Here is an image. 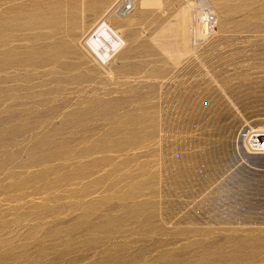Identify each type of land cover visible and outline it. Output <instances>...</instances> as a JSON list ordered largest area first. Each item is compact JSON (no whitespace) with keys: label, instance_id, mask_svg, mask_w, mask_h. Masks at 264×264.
Segmentation results:
<instances>
[{"label":"rangeland","instance_id":"1","mask_svg":"<svg viewBox=\"0 0 264 264\" xmlns=\"http://www.w3.org/2000/svg\"><path fill=\"white\" fill-rule=\"evenodd\" d=\"M160 1L0 0V264H264V156L238 151L264 129V0ZM105 8L128 25L100 66Z\"/></svg>","mask_w":264,"mask_h":264},{"label":"bare ground","instance_id":"2","mask_svg":"<svg viewBox=\"0 0 264 264\" xmlns=\"http://www.w3.org/2000/svg\"><path fill=\"white\" fill-rule=\"evenodd\" d=\"M137 2H138L137 3L138 7H140V8H153V7L155 8V7H159L161 5L160 0H137ZM126 4H129V3L126 1ZM189 8L190 7L183 8V9L181 8L179 13L176 15V17H177L176 21L177 22L175 23V25L173 27L170 26V29H169V31L170 30L172 31L173 38L175 39V41L163 48L164 53L167 54L169 56V58L173 61V63L176 65L180 63V59L189 55L192 52V48L188 44V40H189L188 39V37H189L188 26H190L189 24H191V21H192ZM125 9H126V6H124L122 12L125 13L126 12ZM111 10L112 9H106V8L101 10L100 15L95 19L93 24L83 34V37L81 40V43L85 47L86 53L95 61V63H97L100 66H101V64L103 66L105 63H107L108 61L113 59L116 55H118L119 52L123 49V47L126 44L124 39L122 38V32H123L124 28L128 25L127 24L128 20H126V18L123 19V16H120V17L116 16L115 18L110 17L109 13L111 12ZM123 15H125V14H123ZM200 15H199L200 22H199V24H197V33L198 34L197 33L196 34L202 38V37H206L207 33L209 32L210 18H209L208 14H203L201 16ZM176 39H178V40L176 41ZM6 41H7V39H6ZM6 41H4L3 44ZM0 43H1L0 44V46H1L2 42H0ZM189 43H191V42L189 41ZM8 44H9V42H8ZM2 46H4V45H2ZM5 48H7V47H5ZM6 50H8V49H6ZM2 51L5 52V50H2ZM0 54H2V52ZM0 56H1L0 57V72L2 74V70L3 69H5V70L9 69L11 67L12 63L14 62V60L11 59L12 56L10 54L4 55V56L0 55ZM24 60L27 61L26 59H24ZM23 65H24V63H23ZM5 70H4V72H5ZM7 106H9V105H7ZM9 107H11V106H9ZM13 107H15V106H13ZM260 125L261 124L259 123L258 126H255V127L259 128V127H261ZM254 132L258 133L259 136H264V129L259 128ZM243 146L246 147L247 150L241 149V146L238 145V151L239 152L242 151V153L240 152V154L243 155V158L246 161H249V160H251L250 159L251 153L248 152L247 141H246V144ZM261 156H264V154H262ZM256 157H258V156H256ZM252 158H255V157H252ZM261 159H259V160H261Z\"/></svg>","mask_w":264,"mask_h":264},{"label":"built area","instance_id":"3","mask_svg":"<svg viewBox=\"0 0 264 264\" xmlns=\"http://www.w3.org/2000/svg\"><path fill=\"white\" fill-rule=\"evenodd\" d=\"M126 9H129L128 5L126 6ZM203 14L209 15V18H210L209 30H210L212 24L214 23V18L212 17V14L209 12L203 13ZM199 19H200V17H199ZM247 146H248V152L251 153L250 156H252V157L261 156L262 154H264V136H259L258 133L253 131L247 137Z\"/></svg>","mask_w":264,"mask_h":264}]
</instances>
